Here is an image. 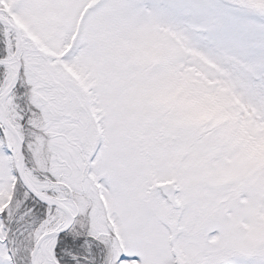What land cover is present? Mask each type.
<instances>
[{"label": "snow or ice", "instance_id": "obj_1", "mask_svg": "<svg viewBox=\"0 0 264 264\" xmlns=\"http://www.w3.org/2000/svg\"><path fill=\"white\" fill-rule=\"evenodd\" d=\"M262 142L264 0H0V264H264Z\"/></svg>", "mask_w": 264, "mask_h": 264}, {"label": "rangeland", "instance_id": "obj_2", "mask_svg": "<svg viewBox=\"0 0 264 264\" xmlns=\"http://www.w3.org/2000/svg\"><path fill=\"white\" fill-rule=\"evenodd\" d=\"M188 43L195 45L197 42L189 40ZM141 50L145 59L157 60L171 54L174 51L170 47L165 38L155 34H147L142 38ZM191 54L201 59L208 68L213 69L220 74H226L227 70L211 60L207 59L201 52L195 48L188 49ZM194 72V75L191 74ZM218 86V82L209 80L203 71L190 70V73L182 77V82L179 88L181 94L187 93L188 97L193 101L195 114L204 118L228 119L229 112L224 104L221 96L213 95L208 92V89ZM253 158L258 161H264V142L256 145L253 149ZM231 173L229 170L220 169L215 173H209V179L218 180L227 178ZM249 228V225H243Z\"/></svg>", "mask_w": 264, "mask_h": 264}]
</instances>
